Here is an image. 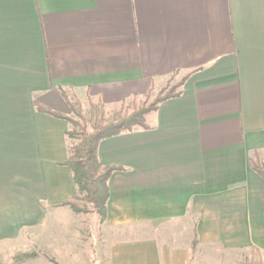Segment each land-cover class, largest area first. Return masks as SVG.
Returning <instances> with one entry per match:
<instances>
[{
  "label": "crops",
  "instance_id": "1",
  "mask_svg": "<svg viewBox=\"0 0 264 264\" xmlns=\"http://www.w3.org/2000/svg\"><path fill=\"white\" fill-rule=\"evenodd\" d=\"M174 74L146 128L100 143L104 260L264 264V0H0V240L85 197L64 94L111 110Z\"/></svg>",
  "mask_w": 264,
  "mask_h": 264
},
{
  "label": "rangeland",
  "instance_id": "2",
  "mask_svg": "<svg viewBox=\"0 0 264 264\" xmlns=\"http://www.w3.org/2000/svg\"><path fill=\"white\" fill-rule=\"evenodd\" d=\"M184 79L174 74L163 86L154 87L146 96L134 97L111 110L99 102L84 103L72 99L74 109L70 107L71 114L68 116L72 121L71 131L74 132L71 144L79 142L77 133L80 126H86L91 131L97 122L115 118L119 112H131L136 106L153 101L161 93L165 94L167 89L180 84ZM182 89L183 86L179 88ZM260 163L264 167V162L260 160ZM82 199L70 201L82 210L75 217H61L51 228H42L38 233L24 228L17 231L16 235L0 240V264H106L103 222L100 215H94L91 211L93 205L84 197ZM66 220L68 223H63Z\"/></svg>",
  "mask_w": 264,
  "mask_h": 264
},
{
  "label": "trees",
  "instance_id": "3",
  "mask_svg": "<svg viewBox=\"0 0 264 264\" xmlns=\"http://www.w3.org/2000/svg\"><path fill=\"white\" fill-rule=\"evenodd\" d=\"M186 79L180 84L167 89L165 94L161 93L153 101L136 106L131 112H119L115 118L97 122L91 131H88L86 126H80V131L77 133L79 142L70 147V155L65 164L72 169L80 193L85 194L84 198L93 205V212L100 215L102 222L106 220L107 202L110 198L108 182L116 168L104 166L99 160L100 143L122 133L132 132L136 128H146L147 115L158 110L160 104L164 101L180 96L182 90H179V88L184 85ZM64 96L73 110V102L65 94ZM36 106L39 111L61 117V115L50 111L39 103H36ZM101 113L103 114V112ZM67 119L72 122L70 118L67 117ZM67 135L68 138L72 139L74 132L70 130ZM251 164L253 170L264 179V167L260 163L258 154H255L251 159ZM67 204L76 212L82 211L73 203L68 202Z\"/></svg>",
  "mask_w": 264,
  "mask_h": 264
}]
</instances>
